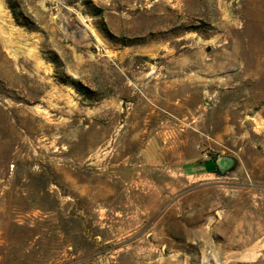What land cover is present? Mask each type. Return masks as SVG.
<instances>
[{"label":"rangeland","instance_id":"374dc122","mask_svg":"<svg viewBox=\"0 0 264 264\" xmlns=\"http://www.w3.org/2000/svg\"><path fill=\"white\" fill-rule=\"evenodd\" d=\"M0 264H264V0H0Z\"/></svg>","mask_w":264,"mask_h":264},{"label":"crops","instance_id":"0c3cea01","mask_svg":"<svg viewBox=\"0 0 264 264\" xmlns=\"http://www.w3.org/2000/svg\"><path fill=\"white\" fill-rule=\"evenodd\" d=\"M216 167H219L217 160L212 162L211 160L197 162L193 165L185 167L186 175H189L193 181H200L206 177H210L214 174Z\"/></svg>","mask_w":264,"mask_h":264},{"label":"water","instance_id":"95a60500","mask_svg":"<svg viewBox=\"0 0 264 264\" xmlns=\"http://www.w3.org/2000/svg\"><path fill=\"white\" fill-rule=\"evenodd\" d=\"M220 162H221V159H218L217 160V164L220 165Z\"/></svg>","mask_w":264,"mask_h":264},{"label":"bare ground","instance_id":"6f19581e","mask_svg":"<svg viewBox=\"0 0 264 264\" xmlns=\"http://www.w3.org/2000/svg\"><path fill=\"white\" fill-rule=\"evenodd\" d=\"M247 244V243H246Z\"/></svg>","mask_w":264,"mask_h":264}]
</instances>
